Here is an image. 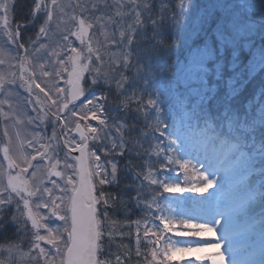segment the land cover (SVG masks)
<instances>
[{"label":"snow or ice","instance_id":"snow-or-ice-1","mask_svg":"<svg viewBox=\"0 0 264 264\" xmlns=\"http://www.w3.org/2000/svg\"><path fill=\"white\" fill-rule=\"evenodd\" d=\"M244 8L0 0V264H225L219 242L179 238L214 235L221 221L224 239L257 224L264 235V21ZM29 106L35 115L18 119ZM178 120L194 164L174 149ZM212 169L235 181L213 226L162 203L216 187Z\"/></svg>","mask_w":264,"mask_h":264},{"label":"rangeland","instance_id":"rangeland-1","mask_svg":"<svg viewBox=\"0 0 264 264\" xmlns=\"http://www.w3.org/2000/svg\"><path fill=\"white\" fill-rule=\"evenodd\" d=\"M100 39L103 40V37L101 36ZM134 48H136L137 51H138V47H137V46H134ZM106 59H107V57H106ZM30 112H31V111H30ZM20 113H21V115L18 117V119H21V120L26 119V117H25V109H24V108H21V109H20ZM30 114H31V113H30ZM31 115H32V114H31ZM17 127H18L19 129H22L23 132H25V133H30L31 130H32L31 126H27V127H26L24 124H20V125H18ZM2 128H3V121H2V118H0V137H2V133H1ZM12 130H13V132H14L16 129H11V128H10V131H12ZM258 206H259V205H258ZM222 223H223V225H224V222H222ZM133 227H134V225H133ZM258 227H259V225H258ZM259 229H260V228H259ZM134 230H135V228H134ZM125 242H126L127 244L130 243V241H129L128 239H125ZM134 247H135V246H134ZM195 255H197V254H196V253L189 254L190 257H191V256H195ZM199 255H203V253H200ZM186 259H188V257H187ZM262 260H264V258H260L259 261H258L256 264H260V262H261ZM254 263H255V262H254ZM254 263H252V264H254Z\"/></svg>","mask_w":264,"mask_h":264},{"label":"trees","instance_id":"trees-1","mask_svg":"<svg viewBox=\"0 0 264 264\" xmlns=\"http://www.w3.org/2000/svg\"><path fill=\"white\" fill-rule=\"evenodd\" d=\"M245 0H239L240 3L245 5ZM253 4H257L256 7H252L254 10H249V6H245L247 13H251L253 18H258L260 21H264V0H250Z\"/></svg>","mask_w":264,"mask_h":264},{"label":"bare ground","instance_id":"bare-ground-1","mask_svg":"<svg viewBox=\"0 0 264 264\" xmlns=\"http://www.w3.org/2000/svg\"><path fill=\"white\" fill-rule=\"evenodd\" d=\"M255 19L257 20V23H258V24L262 22V21H260L258 18H255Z\"/></svg>","mask_w":264,"mask_h":264}]
</instances>
